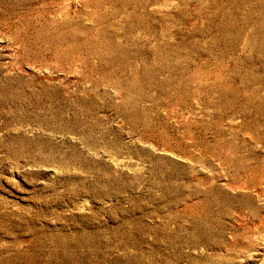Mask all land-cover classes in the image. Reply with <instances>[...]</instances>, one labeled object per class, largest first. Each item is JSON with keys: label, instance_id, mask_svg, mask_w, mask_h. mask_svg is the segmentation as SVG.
I'll use <instances>...</instances> for the list:
<instances>
[{"label": "rangeland", "instance_id": "obj_1", "mask_svg": "<svg viewBox=\"0 0 264 264\" xmlns=\"http://www.w3.org/2000/svg\"><path fill=\"white\" fill-rule=\"evenodd\" d=\"M0 264H264V0H0Z\"/></svg>", "mask_w": 264, "mask_h": 264}]
</instances>
